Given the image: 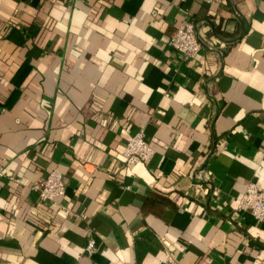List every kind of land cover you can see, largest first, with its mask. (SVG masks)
<instances>
[{
  "label": "crops",
  "instance_id": "1",
  "mask_svg": "<svg viewBox=\"0 0 264 264\" xmlns=\"http://www.w3.org/2000/svg\"><path fill=\"white\" fill-rule=\"evenodd\" d=\"M228 1L0 0V264H264L238 210L264 188V0ZM187 18L195 60L170 45Z\"/></svg>",
  "mask_w": 264,
  "mask_h": 264
},
{
  "label": "built area",
  "instance_id": "2",
  "mask_svg": "<svg viewBox=\"0 0 264 264\" xmlns=\"http://www.w3.org/2000/svg\"><path fill=\"white\" fill-rule=\"evenodd\" d=\"M208 5H222L228 4V0H204ZM198 23L190 19H185L178 27L176 33L170 39L171 47L185 58L189 60H195L199 57L203 44L199 38L197 32ZM154 149L145 140L144 133L142 131L134 134L127 142L123 151V165L134 166L140 163L147 162L153 155ZM5 176V171L0 168V178ZM34 190L38 193V199L40 203L57 204L58 200L62 198L66 193V185L63 179L62 173L54 169L49 175L41 182L34 186ZM66 214L70 211L64 208ZM238 210L242 212L250 213L259 221H264V188L255 183H250L244 194L242 195ZM76 219L81 218L85 220V215L75 214ZM44 222L48 220L41 217ZM96 243L94 239H91L86 247V252L89 255L95 253ZM161 264H178L176 258L169 252L166 260Z\"/></svg>",
  "mask_w": 264,
  "mask_h": 264
}]
</instances>
